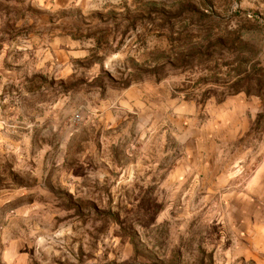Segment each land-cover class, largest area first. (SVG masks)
<instances>
[{
    "label": "rangeland",
    "instance_id": "1",
    "mask_svg": "<svg viewBox=\"0 0 264 264\" xmlns=\"http://www.w3.org/2000/svg\"><path fill=\"white\" fill-rule=\"evenodd\" d=\"M0 264H264V0H0Z\"/></svg>",
    "mask_w": 264,
    "mask_h": 264
},
{
    "label": "trees",
    "instance_id": "2",
    "mask_svg": "<svg viewBox=\"0 0 264 264\" xmlns=\"http://www.w3.org/2000/svg\"><path fill=\"white\" fill-rule=\"evenodd\" d=\"M262 72V70L260 71ZM247 78H244V79H240L235 85L234 87H239L238 90H236L237 92L236 93H239L240 91H244L245 90H249V88H246L245 86H242L243 83L246 81ZM131 84V81L130 79H127L125 82H124V85L127 87ZM249 87V86H248ZM249 92V91H248Z\"/></svg>",
    "mask_w": 264,
    "mask_h": 264
}]
</instances>
